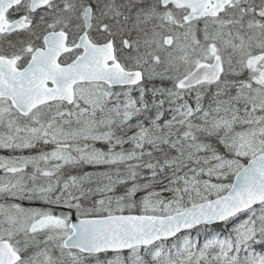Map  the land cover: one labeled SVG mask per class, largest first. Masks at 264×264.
<instances>
[{
	"label": "snow or ice",
	"instance_id": "1",
	"mask_svg": "<svg viewBox=\"0 0 264 264\" xmlns=\"http://www.w3.org/2000/svg\"><path fill=\"white\" fill-rule=\"evenodd\" d=\"M0 264H264V0H0Z\"/></svg>",
	"mask_w": 264,
	"mask_h": 264
}]
</instances>
